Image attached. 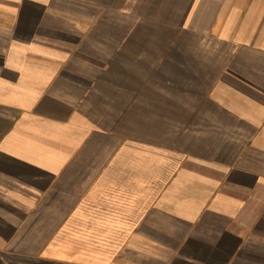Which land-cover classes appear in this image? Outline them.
<instances>
[{"label":"crops","instance_id":"obj_1","mask_svg":"<svg viewBox=\"0 0 264 264\" xmlns=\"http://www.w3.org/2000/svg\"><path fill=\"white\" fill-rule=\"evenodd\" d=\"M0 264H264V0H0Z\"/></svg>","mask_w":264,"mask_h":264}]
</instances>
